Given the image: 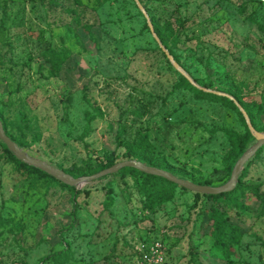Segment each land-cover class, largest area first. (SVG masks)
Listing matches in <instances>:
<instances>
[{"label": "rangeland", "instance_id": "rangeland-1", "mask_svg": "<svg viewBox=\"0 0 264 264\" xmlns=\"http://www.w3.org/2000/svg\"><path fill=\"white\" fill-rule=\"evenodd\" d=\"M141 1L162 21L185 20L174 37L181 67L202 87L242 97L264 133V0ZM140 12L135 0H0L3 125L30 155L76 177L98 158L137 159L124 157L131 149L148 165L165 159L178 177L223 185L243 155L227 133L244 136L246 118L197 98ZM49 48L61 53L60 70L46 61ZM143 106V117L133 114ZM2 143L0 264H133L154 241L166 247L164 264H264V146L239 191L215 204L237 226L225 248L211 236V202L196 192L176 187L148 201L142 177L119 171L74 193L20 172ZM255 143L252 134L245 150ZM64 249L65 263L47 258Z\"/></svg>", "mask_w": 264, "mask_h": 264}, {"label": "trees", "instance_id": "trees-1", "mask_svg": "<svg viewBox=\"0 0 264 264\" xmlns=\"http://www.w3.org/2000/svg\"><path fill=\"white\" fill-rule=\"evenodd\" d=\"M141 3H142V1H141ZM143 6L145 7L147 14H148L149 13L148 8L144 4H143ZM140 13L142 16H145L142 12H140ZM149 15H150V13H149ZM150 19H151L153 26H154V29H155L157 35L159 36L161 42L163 43V45L174 56L175 60L178 63H180V59L177 56L176 51L174 50V48L176 47V43H174V37L177 34H180L184 30L185 23H186L185 20H182L179 17H175V18L169 17L168 19L162 21L161 18H157L156 15H154V14L150 15ZM146 26L149 29V26L148 25H146ZM168 30H171V32H168ZM155 41H156V39H155ZM156 43L158 44L159 50L162 51V54H164L167 57L165 52L161 49L159 43L157 41H156ZM46 61L51 65V67L54 70H60L62 65L64 64V59L62 58L61 53L54 48L47 49ZM180 76H181V79L184 82V84L190 90L194 91L197 98H199V99H213V100L218 101V102H223V103L227 104L229 107H232L240 115L242 120L245 122L244 116H243L241 110L238 108V106L234 102V100H232V99H230L224 95H218L214 92H206L203 89H199L198 87L194 86L184 75H180ZM194 80L198 83V80L196 78H194ZM203 86H205L206 88H211L212 84L209 82V83L203 84ZM231 94L235 97V99L247 111L254 127L258 130V128L256 126V119L254 117L253 110L248 107V105L243 101L242 97H240L238 94H236V93H231ZM146 113H147V108L145 106L140 107L133 112V114L136 115L137 117H143ZM4 128H5L6 133L13 140L17 141L10 133L7 132L6 127H4ZM227 134L230 137L231 141L233 142L235 149L238 150L239 152L244 153L246 151L245 146L252 137V133L250 132V129L247 128V132L244 136H240L238 133H235V132H228ZM148 142H149L148 134L138 132V134H137L138 145L137 146L139 148H142L143 150H147L148 148H150ZM2 144L4 146V150L9 155V157L16 164H18V170L20 172H27V171L36 172L37 174H39L40 177H46L49 180L57 182L63 188H66V189H68L74 193H81V191H79L76 187L66 185V184L60 182L59 180L55 179L54 177L50 176L49 174L41 171L40 169L35 168L33 166H30V165L22 162L21 160L17 159L15 157V155L7 148L6 144L4 142ZM262 147L257 151V153L259 151H261ZM128 150L129 151H127L126 153H123L125 158L136 157L138 160L140 158H142V155L140 154V152L131 151V149H128ZM116 158H118V157H114L111 155L106 156L104 158H98L97 161L99 162V165H98L97 169H95L91 173H86V171H84L83 169H77L78 170L77 174L79 176H81V175H92L94 173H97L103 169H106V168L114 165L116 163V161H115ZM132 159H135V158H132ZM153 165H155L156 167L165 169V170H170L169 165L165 159H160L156 163H154ZM75 169H76V167H75ZM64 170L66 172L70 173L71 175H73L74 177L77 176L75 174V172H73V169H64ZM232 170L233 169L230 166L228 168V172L231 174ZM120 171H128L132 174L133 173L138 174L142 177V183L139 186V191L145 197V200L147 199L148 201L151 200L153 196L162 197V196L166 195L167 193H171L176 187H181V186H179V185H177L171 181H168L162 177L150 175V174H147V173L142 172V171L135 169V168H131V167L123 168ZM241 176H242V174H241ZM206 184H209V183L206 182ZM181 188H183V187H181ZM183 189H185V188H183ZM238 189H240V188L236 186V188L233 191L228 192V193H222L219 195H203V194L198 193L199 195L204 196L207 200H209L211 202V207H210L211 218H210V222L208 223V226H209V228H211V226H213V228L211 229V236L214 238V240H215L214 244L217 246L226 248L227 247L226 246L227 245V243H226L227 235L228 234L234 235L235 229L237 228V226L231 225L227 221V219L224 218V213L218 207H216L215 204L217 202L227 198L228 196L236 194V192L239 191ZM185 190H187V189H185ZM84 192L86 195L90 194V192L88 190H85ZM139 255H140V253H138V256ZM68 256H69V253L64 249L62 251H58V252L54 253L53 255H51L50 257H47V258L58 257L59 261H61L62 263H65L68 259Z\"/></svg>", "mask_w": 264, "mask_h": 264}, {"label": "water", "instance_id": "water-1", "mask_svg": "<svg viewBox=\"0 0 264 264\" xmlns=\"http://www.w3.org/2000/svg\"><path fill=\"white\" fill-rule=\"evenodd\" d=\"M135 1L138 5L139 9L147 17L148 24H149V27L151 29V32H152L154 38L159 43L161 49L165 52V54L167 55V57L169 58V60L173 64V66L177 70H179L194 86L198 87L199 89H203L207 92H214V93L219 94V95H224V96H227V97L231 98L232 100H234V102L236 103V105L238 106V108L241 110L244 117L246 118L249 129H250L251 133L253 134V136L256 138V143L253 145V147L251 149L246 150L243 153V155L239 158V160L236 162V164L232 170L231 177H230L229 181L226 182L225 184L219 185V186L198 184V183H195L191 180H187V179L178 177L168 170H165V169H162V168H159L156 166L148 165V164H146L143 161L138 160V159L123 160V161L115 163L114 165H112L106 169H103L97 173H94L92 175L74 177L73 175L66 172L65 170L57 168L54 165H52L46 161L38 159V158L30 155L27 151L23 150L22 147L6 133L1 118H0V140H2L6 144L7 148L15 155V157L17 159L21 160L22 162H24L30 166H33L35 168L40 169L41 171L49 174L50 176L54 177L55 179L59 180L60 182L66 184V185L72 186V187H77V186H80L84 183L95 181L97 179L106 177L108 175L115 174L123 168L131 167V168L138 169V170L145 172L147 174H150V175L162 177V178H164L168 181H171V182H173V183H175V184H177V185H179V186H181L187 190H190V191H193L196 193H200L203 195H219L222 193H228V192L233 191L237 186V183L239 181V178L241 177L242 170H243V167L245 166V164L264 145V133L258 131L254 127L253 123L250 120V117H249L247 111L243 108V106L233 96H230L228 94L221 93V92H215V91L209 90L205 87H202L189 75V73L185 69H183V67H181V65L175 60L174 56L167 50V48L161 42L159 36L157 35V33L154 29V26H153L151 20L148 17L147 11L144 8V6L142 5V3L140 2V0H135Z\"/></svg>", "mask_w": 264, "mask_h": 264}, {"label": "built area", "instance_id": "built-area-1", "mask_svg": "<svg viewBox=\"0 0 264 264\" xmlns=\"http://www.w3.org/2000/svg\"><path fill=\"white\" fill-rule=\"evenodd\" d=\"M165 258V245L161 241H154L140 253L134 264H164Z\"/></svg>", "mask_w": 264, "mask_h": 264}]
</instances>
